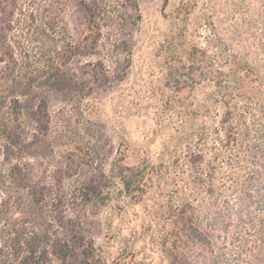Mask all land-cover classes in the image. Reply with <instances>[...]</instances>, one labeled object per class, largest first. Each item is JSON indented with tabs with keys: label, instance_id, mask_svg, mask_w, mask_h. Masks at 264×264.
<instances>
[{
	"label": "rangeland",
	"instance_id": "1",
	"mask_svg": "<svg viewBox=\"0 0 264 264\" xmlns=\"http://www.w3.org/2000/svg\"><path fill=\"white\" fill-rule=\"evenodd\" d=\"M90 245L95 264H264V0H0V264Z\"/></svg>",
	"mask_w": 264,
	"mask_h": 264
},
{
	"label": "trees",
	"instance_id": "2",
	"mask_svg": "<svg viewBox=\"0 0 264 264\" xmlns=\"http://www.w3.org/2000/svg\"><path fill=\"white\" fill-rule=\"evenodd\" d=\"M89 3H91V0H88ZM101 8L99 9V11ZM90 13H93V9L89 10ZM9 137V136H8ZM118 173L121 176V184L123 187V190L127 195H132L133 197H136L137 195L139 198L142 196V193L147 187V180L145 175L142 174L141 170L139 168H134V167H128L124 165L118 166ZM103 187H107L109 185V180L108 178L104 179V184H102ZM90 193L88 194L91 199L92 197H95L94 193H97L99 195L98 197H101V184L97 185H90ZM141 192V194H139ZM178 219H181L183 221V225L180 227L178 223H176V237L178 238L180 236V232H183V235H187L189 238H192L194 240L200 241L201 242V234L198 232L197 228H194L191 226L192 224V218L189 214V212H181L177 217H174V220L178 221ZM189 221V225L187 224ZM185 229V230H184ZM67 250L61 249L59 252V255L64 258V260L67 259ZM84 257V261L86 262L85 264H95L98 261L99 255L96 253L95 248L89 246L88 249H85L82 254Z\"/></svg>",
	"mask_w": 264,
	"mask_h": 264
}]
</instances>
